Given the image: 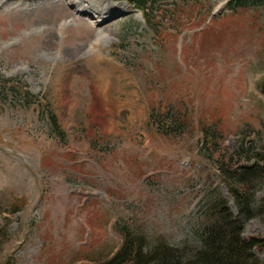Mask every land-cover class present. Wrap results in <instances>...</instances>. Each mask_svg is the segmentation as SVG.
<instances>
[{"label":"rangeland","instance_id":"374dc122","mask_svg":"<svg viewBox=\"0 0 264 264\" xmlns=\"http://www.w3.org/2000/svg\"><path fill=\"white\" fill-rule=\"evenodd\" d=\"M103 1L0 0V264H98L123 230L192 245L211 200L237 213L224 170L264 145V8L163 1L151 29ZM250 192L245 239L264 237V175Z\"/></svg>","mask_w":264,"mask_h":264},{"label":"trees","instance_id":"16d2710c","mask_svg":"<svg viewBox=\"0 0 264 264\" xmlns=\"http://www.w3.org/2000/svg\"><path fill=\"white\" fill-rule=\"evenodd\" d=\"M110 1L128 3L140 11L147 26L153 29L152 15L162 7L163 1L169 2L171 8L163 9L162 12L171 11L172 16H175V13L181 12L188 4H196L202 0ZM226 7L232 13L252 7L264 8V0H226ZM172 20L173 25L178 22L175 18ZM12 87L15 93L27 96L18 84ZM258 89L264 97V78ZM49 119L51 124L57 127L55 117L51 115ZM169 122L170 127L175 126V115L170 116ZM165 127H168L166 123ZM211 137L217 143L219 135L215 131ZM254 157L250 165H241L223 172L227 179V192L237 213L232 212L228 201L221 196L211 200L206 207L205 222L195 231L192 245L185 244L174 248L160 241L149 247L142 233L123 230L121 245L111 256L102 259L98 264H264V259L256 253L257 250L264 251V237L245 239L242 236L245 223L256 216L250 190L264 175V145ZM238 185L247 188L241 190Z\"/></svg>","mask_w":264,"mask_h":264},{"label":"bare ground","instance_id":"6f19581e","mask_svg":"<svg viewBox=\"0 0 264 264\" xmlns=\"http://www.w3.org/2000/svg\"><path fill=\"white\" fill-rule=\"evenodd\" d=\"M97 1V0H96ZM71 0H68V4L69 5H71ZM83 2H85V0L84 1H81V0H73V4L71 5V6H73V7H75V9H76V11L78 12L79 11V9L81 8L80 7V4L81 3H83ZM112 3H114V2H111V1H103L102 2V4L104 5V6H106V5H110V4H112ZM33 5V4H32ZM32 5H30V6H32ZM38 7V6H37ZM107 8V10H106V12H101L102 10H98V8L96 7L95 9H96V11L94 12V13H99L100 14V16H97L96 18H102L103 19V22L105 23V22H107L108 20H110V19H113L114 18V16L117 14V13H119V10H117V9H119V8H116V7H113V8H111V7H106ZM103 10H105V7H103ZM110 10V11H109ZM81 12L80 13H84V14H88L89 15V13L91 12V11H93L92 9H89L88 11L87 10H80ZM90 11V12H89ZM79 13V12H78ZM91 13H93V12H91ZM105 14V15H104ZM107 14V15H106ZM104 15V16H103ZM109 16V17H108ZM103 38V37H102ZM97 42H98V39L97 40H95L94 42H92L93 44L90 46V48H91V50H92V52L94 53V56L96 57V59L98 58L99 59V61H102V56H101V53H100V49H99V45L97 44ZM113 81H110V87L109 88H111V87H113ZM102 101V100H101ZM112 101V100H111Z\"/></svg>","mask_w":264,"mask_h":264}]
</instances>
